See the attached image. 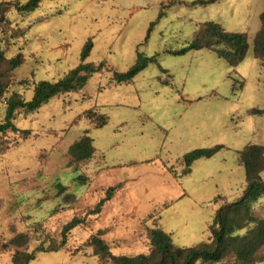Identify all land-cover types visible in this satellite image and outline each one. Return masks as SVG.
<instances>
[{"label":"rangeland","instance_id":"1","mask_svg":"<svg viewBox=\"0 0 264 264\" xmlns=\"http://www.w3.org/2000/svg\"><path fill=\"white\" fill-rule=\"evenodd\" d=\"M194 1L41 0L24 16L9 8L1 47L7 59L20 55L22 65L11 72L0 65L6 97L18 93L29 100L33 83L63 77L80 64L89 39L85 62L105 67L81 90L16 113V130L0 134V264H12L15 249L1 246L17 234L27 235L28 253L48 248L73 217L84 222L69 232L65 246L36 252L28 264H113L87 244L92 235L111 256L148 255L147 230L158 222L179 247L210 239L218 207L236 201L246 186L238 152L249 145L264 150V115H247L264 110V70L253 57L264 0L190 6ZM204 22L247 35V55L236 67L204 49L167 53L185 47ZM138 54L155 62L132 82L116 85L113 73L126 72ZM4 113L0 101V123ZM101 116L106 123L97 128ZM85 131L94 154L74 163L69 146ZM215 146L221 150L179 177L184 154ZM260 177L264 181V171ZM117 185L100 213L86 216ZM252 215L264 219V196ZM259 256L257 264H264V247Z\"/></svg>","mask_w":264,"mask_h":264},{"label":"trees","instance_id":"2","mask_svg":"<svg viewBox=\"0 0 264 264\" xmlns=\"http://www.w3.org/2000/svg\"><path fill=\"white\" fill-rule=\"evenodd\" d=\"M215 1L217 0H197L192 2L190 6H205ZM40 2L41 0H27L23 4L18 1L0 2V65L4 63L7 65L8 71L6 72H11L22 65L20 55L7 59L1 47L3 26L9 22L6 17L7 12L9 8H12L20 16L28 15L38 8ZM259 20L260 30L254 39L257 55H253V57L259 61L264 70V3ZM248 47V38L245 33L227 32L216 23L204 22L197 26L192 34V39L185 47L179 50H169L167 53L181 56L188 51L204 49L213 52L217 58L224 60L229 66L236 67L246 57ZM91 49L92 41L89 39L84 43L79 58L80 64L75 68L54 82L41 80L33 83V93L29 100H25L18 93H12L6 97L7 84L4 81V75L0 73V101L5 104L4 118L0 123V134L8 130H16L13 124L16 113H32L53 97L77 92L85 86L93 74L100 73L105 67L104 62L97 65L85 62ZM153 62H155V57L147 58L138 54L137 60L126 72L113 73L112 81L116 85L130 83L137 74ZM247 115L262 116L264 110L252 108L247 112ZM100 119L97 128L103 127L106 123L103 116ZM23 132L27 133V131ZM219 150L221 147L215 146L192 150L184 154L180 158L184 169L179 177L187 176L195 161L207 159ZM94 151L89 133L85 131L79 140L69 146L68 155L74 163H80L88 161L93 156ZM238 162L244 170L246 186L236 201L218 207L210 225V239L208 241H202L188 248L179 247L172 242L170 235L162 229L158 222L153 228L147 230L151 245V252L148 255L111 256L107 244L99 235H92L87 244L92 246L95 253L101 257L111 258L113 264H220L228 257H233L235 264H257L263 260L259 256V252L264 247V219L252 215V205L264 196V181L260 177L264 171L263 147L259 145L244 147L242 151L238 152ZM80 179L81 177H79ZM119 186L106 189L104 198L89 210L86 216L99 214L103 204L110 200ZM59 188L61 191L65 190V187L60 185ZM83 220L84 218L73 217L65 223L60 232L61 240L59 243H54L48 248L41 245L28 253L25 249L29 239L25 234H17L7 244H3L1 248L15 249L12 264H28L34 259L36 252L45 253L61 250L65 246L69 232L83 224ZM243 230L244 232L240 233Z\"/></svg>","mask_w":264,"mask_h":264}]
</instances>
